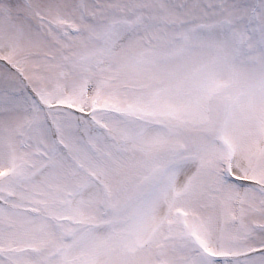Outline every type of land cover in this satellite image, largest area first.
Instances as JSON below:
<instances>
[{
  "label": "snow or ice",
  "instance_id": "obj_1",
  "mask_svg": "<svg viewBox=\"0 0 264 264\" xmlns=\"http://www.w3.org/2000/svg\"><path fill=\"white\" fill-rule=\"evenodd\" d=\"M0 264H264V0H0Z\"/></svg>",
  "mask_w": 264,
  "mask_h": 264
}]
</instances>
